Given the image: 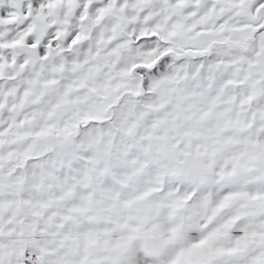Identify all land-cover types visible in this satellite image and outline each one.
Segmentation results:
<instances>
[{
    "label": "snow or ice",
    "instance_id": "6c2138e0",
    "mask_svg": "<svg viewBox=\"0 0 264 264\" xmlns=\"http://www.w3.org/2000/svg\"><path fill=\"white\" fill-rule=\"evenodd\" d=\"M0 264H264V0H0Z\"/></svg>",
    "mask_w": 264,
    "mask_h": 264
}]
</instances>
